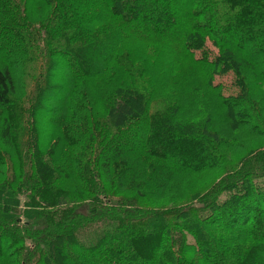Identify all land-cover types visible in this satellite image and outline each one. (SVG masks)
<instances>
[{
  "label": "trees",
  "instance_id": "16d2710c",
  "mask_svg": "<svg viewBox=\"0 0 264 264\" xmlns=\"http://www.w3.org/2000/svg\"><path fill=\"white\" fill-rule=\"evenodd\" d=\"M260 141L264 0H0V264H264ZM185 175L213 179L165 196Z\"/></svg>",
  "mask_w": 264,
  "mask_h": 264
},
{
  "label": "rangeland",
  "instance_id": "374dc122",
  "mask_svg": "<svg viewBox=\"0 0 264 264\" xmlns=\"http://www.w3.org/2000/svg\"><path fill=\"white\" fill-rule=\"evenodd\" d=\"M38 41H39L38 47H41L40 50L44 51L42 53V55L45 56L46 47H43L44 42L42 41V38H39ZM207 47H208V50L213 55L212 57L216 56L217 51H216V49H214L211 46L210 43L207 44ZM34 55L36 56L37 60L35 58H33V60H32L33 63L31 62L32 64L27 65L25 73H23V75L19 74L20 77H22V76L25 77L24 85H25L26 92H27L26 98L22 101V103H20V105H21L20 107L23 106V107L27 108V107L32 105V100H33L34 94L36 92L35 87L37 86L38 82L41 83L43 80V79H41L42 76H40L38 78V75H41L40 73H43V70H44L43 64L45 63L46 57H45V59L42 58V60L39 61L40 59H38V57H37L38 54L36 53ZM36 61H38V63H36ZM58 77H60V76L58 75ZM19 80H20V84H21L23 82V79H19ZM214 83H215V85H219L222 87V93L225 97H234L237 94H239V89L234 84V75L231 71L225 73L224 75L216 76ZM261 95H262V93H259V92L253 93V97H255L257 99H260ZM41 104L43 105V106H41V110H37V111L33 110L32 111L33 117L31 119L32 121H35L36 124L40 123L38 131L37 132L29 131L28 125H26L25 128L20 127L17 130V133L21 136L20 140L23 138V136L26 139V144H25L26 148H27L28 143H30V140H29L30 135H35L36 141L38 143H42V141H43L42 138H44L46 136V134H44V133L48 131V127L46 126L44 121L41 119V116L44 115L45 111H48V108H47L48 106H47V103L44 102V99L41 100ZM191 110H192V108L190 105L189 107H187L184 114H190L187 112H191ZM24 120L27 121L26 119H24ZM45 121L48 122V119ZM224 126L225 125H223L222 127H224ZM109 133H110V136H113L116 134V132L113 130H110ZM245 146H246L247 150H248V148H251V147H262V148H264V142L260 141V142H256V144H252L251 142H248V143H246ZM238 147H240V146H237V148L235 149L237 152H235V154H231L229 156L231 161L235 162V163L237 162V160H239L242 157V154H244V147L243 148H238ZM220 153L223 155H226V152L220 151ZM255 159L258 160V161H254L255 164H257L258 162H260L262 160V159L258 158L257 156L255 157ZM252 160H254V159H252ZM250 163H252V162H250ZM159 167L161 168L162 166L158 165V168ZM240 172L243 174L244 171L241 170V168H240ZM194 178L197 179L196 182L194 180H188L187 175L174 178L175 182L171 183L170 186L167 187L163 191V192H165V196H167L171 199L181 198L183 196H186L189 193L197 192V190H199L203 186V184H204L203 182H206V180L210 181L213 179L211 176H201L200 178L198 176L197 177L194 176ZM260 178L264 180V176H260ZM136 191L132 194L136 195V193H137ZM144 192H146V191H144ZM156 192H159V191H156ZM148 193L152 194L151 191H149ZM137 196L140 197L138 194H137ZM18 199L20 202L19 203V211H20V213H23L26 209V207H25L26 202L32 203V201L28 200L26 198V196L23 194V192L21 195L18 196ZM177 201H179V200H174V202H177ZM145 205L153 207V206L159 205V202L149 203L147 200V201H145ZM29 213L31 214L32 212H29ZM21 219H22L23 223H27L24 217L22 218V216H21ZM95 228L99 229V226H96ZM92 231H93L92 229H88L86 231H83L80 235H78L79 241L83 244H87L89 242H92L93 241ZM187 241L189 243H193V244L195 242L194 239L190 235H187Z\"/></svg>",
  "mask_w": 264,
  "mask_h": 264
}]
</instances>
